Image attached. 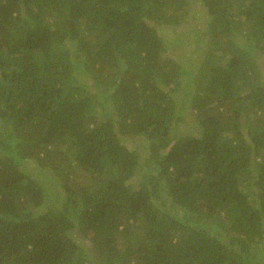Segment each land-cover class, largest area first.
Wrapping results in <instances>:
<instances>
[{"label": "trees", "instance_id": "1", "mask_svg": "<svg viewBox=\"0 0 264 264\" xmlns=\"http://www.w3.org/2000/svg\"><path fill=\"white\" fill-rule=\"evenodd\" d=\"M261 58L264 0H0V264H264Z\"/></svg>", "mask_w": 264, "mask_h": 264}, {"label": "rangeland", "instance_id": "2", "mask_svg": "<svg viewBox=\"0 0 264 264\" xmlns=\"http://www.w3.org/2000/svg\"><path fill=\"white\" fill-rule=\"evenodd\" d=\"M171 32L173 33V34H171ZM164 36V38L166 39V40H171L172 41V39H173V36H175L176 38H183V36H182V31L181 30H176V31H170V30H167L166 31V33L163 35ZM185 39H188V38H185ZM189 42H190V39H189V41H188V43H185L184 44V46H181V47H186V45H188L189 44ZM180 43V42H179ZM176 45V50L174 51V55H177V54H183L182 52H180L181 50H179V48H180V45H177V44H175ZM204 47H206V45L204 46ZM203 47V48H204ZM178 52H180V53H178ZM191 52H193V51H191L190 50V54H193V53H191ZM184 54H186V56H188V53H184ZM197 56H199L198 54H197ZM189 57V56H188ZM185 58V62H188V60H189V58ZM260 63H261V67H262V77H263V79H264V58H261L260 59V61H259ZM130 141H129V143L132 145V146H136V145H140V141H138V139L137 138H133V137H130V139H129ZM144 143V142H143ZM143 143H141V146L143 145Z\"/></svg>", "mask_w": 264, "mask_h": 264}]
</instances>
